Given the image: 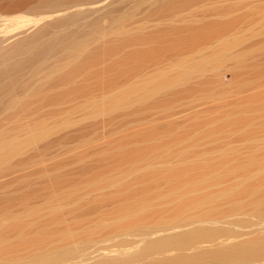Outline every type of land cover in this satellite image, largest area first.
<instances>
[{
	"label": "rangeland",
	"instance_id": "1",
	"mask_svg": "<svg viewBox=\"0 0 264 264\" xmlns=\"http://www.w3.org/2000/svg\"><path fill=\"white\" fill-rule=\"evenodd\" d=\"M55 12L0 50V264H264V0H0V38Z\"/></svg>",
	"mask_w": 264,
	"mask_h": 264
},
{
	"label": "bare ground",
	"instance_id": "2",
	"mask_svg": "<svg viewBox=\"0 0 264 264\" xmlns=\"http://www.w3.org/2000/svg\"><path fill=\"white\" fill-rule=\"evenodd\" d=\"M84 5H86V4H84ZM83 5V6H84ZM98 5H90V6H87V8H85V9H89V10H95L96 8H99V7H97ZM79 7V6H78ZM64 10V9H63ZM71 10V9H70ZM75 10V9H74ZM57 11V10H56ZM66 11V10H65ZM82 11H83V9H82ZM64 12V11H63ZM72 12V11H71ZM70 14V13H69ZM74 14V13H73ZM72 15V14H71ZM63 17H65L64 16V14L63 13H60V12H55V13H52V14H50V15H47V16H43V17H28V16H25V15H21V14H18V15H13V16H8L7 18H6V21H4V22H6L7 24H5L7 27H6V29L4 30L3 29V31H5V32H3V34L5 33L6 34V32L8 33V37H6V35H5V39L4 38H0V39H2L3 41H5V40H7L9 37V39H11V38H14L13 36H14V34H13V36H12V34H11V36H10V34H9V32L10 33H12V32H14V33H16V31L18 32V31H20V34H21V32H22V30L24 29L25 31L26 30H28L27 28H30L31 27V25L30 24H32L33 25V27H35V29H34V32H32V36L31 35H27V36H22V38L20 37V38H18V40L17 39H15V40H13L12 42H10V43H7L6 44V46L4 45V43L6 42H3L2 40H0V50H4V49H10L11 50V48L13 49V47H15L17 44H19V43H25V45H30V44H33V41H36L35 39H34V37L33 36H36L37 35V33L38 32H41L42 31V29H43V27H46V25H47V23H49L50 25L51 24H53L55 21H57V20H59V19H63ZM5 20V19H4ZM63 21V20H62ZM51 22H53V23H51ZM58 23V22H57ZM29 24V27H27V28H25L27 25ZM48 24V25H49ZM35 25V26H34ZM53 26V25H52ZM50 27V26H49ZM23 30V31H24ZM24 31V32H25ZM23 32V33H24ZM44 33V32H43ZM17 34V33H16ZM30 37V38H29ZM33 37V38H32ZM42 37V36H41ZM29 38V39H28ZM32 38V39H31ZM43 38V37H42ZM8 39V40H9ZM34 39V40H33ZM31 40V41H30ZM24 41V42H23ZM31 43H30V42ZM27 43V44H26ZM30 43V44H29ZM3 44V45H2ZM224 44V43H223ZM228 44V43H227ZM8 45V46H7ZM19 45H22V44H19ZM18 45V46H19ZM27 45V47H29ZM220 45V44H219ZM21 47V46H20ZM16 48V47H15ZM225 49V48H224ZM20 51V50H19ZM76 58V57H75ZM79 58V57H78ZM75 62V61H74ZM73 62V63H74ZM81 62L83 63V61L81 60ZM76 63V62H75ZM81 63V64H82ZM85 63V62H84ZM84 63L82 64V65H84ZM77 64H79V62L77 63ZM76 64V65H77ZM74 65V64H73ZM75 65V66H76ZM79 67H81V65L79 64L78 65ZM77 66V67H78ZM11 69V68H10ZM63 70H65V71H60V72H58V73H56V74H58V79H57V77H56V80H60V82L61 83H63V84H60V82H58V84L62 87L61 89L63 90V86H64V84H66L67 82H69V80H70V77L69 76H72V74L71 75H69V73L71 72V69L69 70V71H67L68 69H63ZM77 70H79L78 68L76 69V71ZM81 70V69H80ZM54 71V70H53ZM87 71V70H86ZM57 72V71H56ZM79 72V71H78ZM54 73V72H53ZM72 73V72H71ZM51 75L52 76H54L55 75V73H54V75L51 73ZM51 75H49V76H51ZM7 76V75H6ZM73 76H74V74H73ZM79 76H80V73H79ZM82 76V75H81ZM160 77H161V75H159ZM69 77V78H68ZM155 77V76H154ZM157 77V76H156ZM52 78V77H51ZM72 78V77H71ZM158 78V77H157ZM162 78V77H161ZM54 78H52L51 80H53ZM167 79V78H166ZM165 80V79H164ZM172 80L173 79H171V82H172ZM2 81V82H1ZM0 81V95H5V98L4 99H6V96L7 97H9L10 95H11V93H13V92H16V91H14V89H16V87H17V84H12V83H10V81L9 82H4V80H1ZM54 81V80H53ZM160 82V81H159ZM167 82V81H166ZM170 82V83H171ZM55 83H57L56 81H55ZM162 83V82H161ZM158 84V83H157ZM167 84V83H166ZM165 84V85H166ZM27 84H25V81H24V83H20V86H18L19 88L18 89H21L22 91H21V93H24L23 94V98L24 97H26V96H32V95H40V94H42V93H46L45 92V88L43 89V88H41L40 87V85H38L36 88L35 87H33L32 89L31 88H28L27 86H26ZM44 85V84H43ZM46 85V84H45ZM67 85V84H66ZM43 87V86H42ZM150 87V86H149ZM58 88V87H57ZM60 89V90H61ZM66 89L67 88H65V91H66ZM19 91V90H18ZM148 91V90H147ZM150 91V90H149ZM64 92V91H63ZM150 92H152V91H150ZM143 97V96H142ZM11 98V97H10ZM139 98V97H138ZM14 99V98H13ZM27 99V98H26ZM112 99V98H111ZM8 101H7V103L5 104V108L7 109V111L8 110H14V108L16 107V103L13 101V100H11V99H7ZM15 100V99H14ZM6 102V101H5ZM115 102V101H114ZM114 102H113V105H114ZM122 102V101H121ZM104 104V103H103ZM112 104V103H111ZM106 105H108V104H106ZM113 105H111V106H113ZM102 106V105H101ZM101 106H99V107H101ZM104 107V106H103ZM107 107V106H106ZM111 108V107H110ZM100 109V108H99ZM108 109V108H107ZM16 110V109H15ZM11 123V122H10ZM11 126V125H10ZM34 134V133H33ZM33 136V135H32ZM7 143H9V142H7ZM14 143H15V141H14ZM14 143H12V146H13V144ZM6 146V144H4V145H2V151H4L6 148L8 149V148H10V146H8V144H7V146H6V148L5 149H3L4 147ZM11 146V147H12ZM1 147V146H0ZM6 149V150H7ZM5 150V151H6ZM0 152H1V150H0ZM6 152H9V151H6ZM5 153V152H4ZM2 154V153H1ZM250 158V157H249ZM248 162H250L249 160H248ZM259 161H257L256 163H258ZM254 163V162H253ZM253 163H250V164H253ZM255 163V164H256ZM237 187V186H236ZM235 187V188H236ZM237 188H240V186H238ZM236 188V189H237ZM226 193V192H225ZM236 193V192H235ZM228 195V194H227ZM141 205H143L142 203H140ZM128 214V213H127ZM183 238H185V237H183ZM177 239V238H176ZM178 239H180V238H178ZM182 239V238H181ZM189 239V238H188ZM176 241V240H175ZM179 241V240H178ZM186 241H187V238H186ZM172 242V241H171ZM177 242V241H176ZM1 243V242H0ZM178 243V242H177ZM182 243H183V241H182ZM7 244V243H6ZM10 244V243H9ZM22 244V243H21ZM21 244H19V245H21ZM8 245V244H7ZM4 246V247H9L10 248V246L8 245V246ZM11 245V244H10ZM17 245V244H16ZM30 245V244H29ZM2 246V245H1ZM179 246V245H178ZM263 247H264V245H262ZM261 246V247H262ZM262 247V248H263ZM3 248V247H2ZM8 248V249H9ZM11 249V248H10ZM9 249V250H10ZM28 249H29V247H28ZM242 249V248H241ZM8 250V251H9ZM15 250H17V249H15ZM237 250V249H236ZM1 251V250H0ZM10 251H14L13 249H11ZM253 251V248H246V249H242V250H238V251H233L234 253H233V255H232V257L234 258V259H236V258H238V259H240V257H242L243 255L245 256L247 253H248V255H249V253L250 252H252ZM7 252V251H6ZM14 253H15V251H14ZM39 253V252H38ZM34 255L35 254H37V253H33ZM232 254V252L230 253V254H226V255H231ZM251 254V253H250ZM13 255V254H12ZM11 256V255H10ZM35 256H37V255H35ZM243 256V257H244ZM250 256V255H249ZM39 257V256H38ZM222 257V256H221ZM227 257V256H226ZM228 257H231V256H228ZM231 257V259H233ZM195 258V257H194ZM193 258V259H194ZM225 258V257H224ZM6 259H7V257H6ZM37 259V258H36ZM183 259V258H182ZM230 259V258H229ZM233 259V260H234ZM238 259H236V260H238ZM189 260V263L188 264H191L192 262L194 263V261L195 260H193L192 261V259L190 260V259H188ZM188 260H186V264H187V262H188ZM199 260V259H198ZM232 260V261H233ZM179 261V260H178ZM190 261H191V263H190ZM235 261V260H234ZM239 261V260H238ZM2 262V261H1ZM43 262V261H42ZM184 262V261H183ZM197 262V261H196ZM237 262V261H236ZM181 263V262H180ZM4 264V263H3ZM157 264V263H156ZM158 264H161V263H158ZM163 264H165V263H163ZM169 264V263H168ZM176 264V263H175ZM178 264H179V262H178ZM183 264H185V262L183 263Z\"/></svg>",
	"mask_w": 264,
	"mask_h": 264
}]
</instances>
